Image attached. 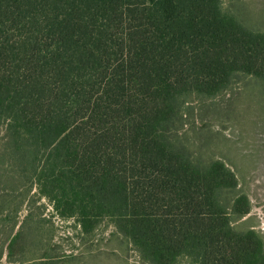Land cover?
Wrapping results in <instances>:
<instances>
[{
	"label": "trees",
	"instance_id": "trees-1",
	"mask_svg": "<svg viewBox=\"0 0 264 264\" xmlns=\"http://www.w3.org/2000/svg\"><path fill=\"white\" fill-rule=\"evenodd\" d=\"M236 73L264 82V34L221 0H0L13 162L62 217L84 233L109 219L150 264H264V240L235 232L218 198L234 175L190 162L172 134L184 96Z\"/></svg>",
	"mask_w": 264,
	"mask_h": 264
},
{
	"label": "rangeland",
	"instance_id": "rangeland-1",
	"mask_svg": "<svg viewBox=\"0 0 264 264\" xmlns=\"http://www.w3.org/2000/svg\"><path fill=\"white\" fill-rule=\"evenodd\" d=\"M225 14L248 30L264 34V0H221ZM180 123L172 130L190 162L206 169L221 163L236 185L219 191L237 233L254 230L264 240V82L234 74L214 96L182 98ZM176 127V128H175ZM8 133L0 128V264H150L109 219L84 233L76 218L62 217L7 151ZM238 198L249 213H234ZM178 264H197L182 257Z\"/></svg>",
	"mask_w": 264,
	"mask_h": 264
}]
</instances>
